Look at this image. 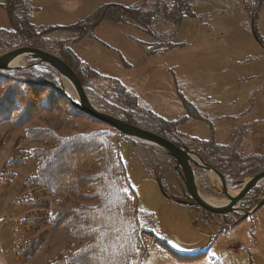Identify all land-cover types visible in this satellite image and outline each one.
<instances>
[{"label": "rangeland", "instance_id": "obj_1", "mask_svg": "<svg viewBox=\"0 0 264 264\" xmlns=\"http://www.w3.org/2000/svg\"><path fill=\"white\" fill-rule=\"evenodd\" d=\"M119 1L0 0V56L35 48L63 60L66 50L69 57L75 54L79 66L81 56L94 70L121 80L131 92L87 70L83 79L91 89L86 92L97 110L165 136L175 145L182 139L194 160L199 161L197 154L220 174L225 187L235 191L239 189L235 183L263 173L264 0H124L133 9L126 13L117 6L109 8L94 33L89 18ZM11 2L17 4L13 19ZM146 14L149 24L143 23ZM110 22L127 25L119 29L125 38L131 36L128 56L110 43L111 48L101 43L115 36ZM26 28L36 35V46L14 34ZM114 28L118 34L120 30ZM18 66L27 69L15 70L18 77L53 74L65 95L77 101L65 79L49 67L29 59ZM33 96L34 100L39 96L36 89ZM34 104L23 119L17 110L11 113L13 121L0 124V264H58L82 253L86 236L76 233V225L74 230L56 225L51 217L69 212L73 217L78 209L98 205L92 195L102 154L92 148L76 151L78 160L84 156V161L63 175L85 183L61 186L54 195L33 179L39 165L30 152L54 148L46 142L56 141L48 133L67 139L99 131L111 132L112 147L126 167L129 190L138 200L140 229L154 235L145 234L143 250L132 264H264V205L246 218L239 212H206L189 204L194 201L176 163L159 147L129 139L85 113H75L65 100L51 103L48 109ZM202 144H210L212 154L207 155L208 146ZM193 168L201 195L228 200L217 191L220 182L213 171L196 164ZM263 197L264 185H260L239 206L249 212ZM26 218L31 227L25 226ZM157 240L182 254L205 252L207 259H176Z\"/></svg>", "mask_w": 264, "mask_h": 264}, {"label": "trees", "instance_id": "obj_2", "mask_svg": "<svg viewBox=\"0 0 264 264\" xmlns=\"http://www.w3.org/2000/svg\"><path fill=\"white\" fill-rule=\"evenodd\" d=\"M14 3L15 2H11L9 6V16L12 19L15 18L13 9L17 5ZM113 7L116 8V5L112 4L106 8L107 11H97L93 14L89 18L90 27L92 26L91 29H95L102 20H105L108 9ZM120 9L125 12L129 11L124 8ZM143 16L145 18L143 23L149 24L150 16L148 14ZM182 18L183 17L179 18V20ZM18 33L22 35L23 42L30 43L33 46L37 45L36 42L38 39L32 30L26 28V30H21L19 32L14 31L15 35H18ZM62 52L63 55L61 57L63 60L77 73L82 84L88 87V83L84 82L83 79L85 73L90 71L94 75L99 74L84 66L79 59H77V61L79 60L80 66L76 65V60L74 59L76 57L74 56L75 54L69 57L66 54V50ZM26 71L27 69L19 70V72ZM17 75H19L18 71H12V73L0 71V88L2 87V93H0V124L6 120L13 121L14 117L11 116V113L14 114L19 110L21 112V119L26 117L31 107L35 105L34 101L39 103L40 108L45 107L48 109L51 103L53 105L54 102H63L65 100L70 105L73 112L84 114L78 110L74 102L65 95L62 85L55 80L53 74L45 72L39 78L33 76L29 77L27 74L26 77H18ZM35 89L39 94L36 100H34L33 96ZM138 108L140 111L143 110V108ZM144 116L155 118L152 114H145ZM125 122L129 123L128 120ZM110 133V131H99L67 139L54 138L48 133L47 135L51 136L53 141H56L53 143L47 139L48 141L46 142L54 144V148L51 150H33L30 152L32 158H35L39 165V171H37L38 175L33 179L43 186H41L42 188L40 189L48 190L54 195L63 189L60 188L61 186L70 187L73 183L79 186L85 183L82 182L84 179L77 178V180L71 181L69 179L70 177L68 178V176L63 175L64 172L68 173V170L71 171V167H76L81 163L80 161H84V156L80 158V161L78 160L80 156L75 153L76 151L81 152L82 150L84 151L92 148L93 152L102 154L99 156L100 158H98V161L93 159L98 162L97 164L101 170V172L96 175V186L94 185L92 195L94 200H97L98 205L78 209L76 215L73 216L76 219H69L66 221L68 218H73L70 212L57 214L51 217L56 221V225H58V223H62V225L66 226L70 225L73 230L74 225H76V233L84 237L86 236V239H88L87 244L82 248V253L71 260H64V262L61 261L58 264H132L134 257L138 252L143 250L144 237L148 232L140 229L137 208L138 200L135 194L129 190L126 167L118 151L112 147ZM181 140L179 139L176 141L183 144ZM207 144H202V147L205 148V146H208L206 148V154H212L214 150L211 148L210 144ZM231 154L230 157H232V159L235 158V154L232 152ZM255 162L260 163L263 161L261 158H255ZM67 178L68 182H66ZM54 181H57L58 184L53 185L52 183ZM29 199V197L26 198L28 201ZM22 206L28 208L24 203ZM30 219L32 218L29 217V220ZM28 223V218H26L25 226L31 227V223H29V225ZM148 234L154 236L153 233ZM157 241L164 244L163 249L176 259L198 258L201 259L200 261L207 259V253L205 252L186 255L171 248L164 241Z\"/></svg>", "mask_w": 264, "mask_h": 264}, {"label": "water", "instance_id": "obj_3", "mask_svg": "<svg viewBox=\"0 0 264 264\" xmlns=\"http://www.w3.org/2000/svg\"><path fill=\"white\" fill-rule=\"evenodd\" d=\"M20 57L34 60L36 65H45L58 73L61 79L64 78L69 80L76 91L77 101L73 100L67 91H65L68 94V97L74 102L76 108L82 113L89 115L101 123L109 125L129 139L142 143H149L163 150L164 153L176 163V169L182 178L189 196L194 201V204H189L199 206L206 212L218 215H227L239 212L244 218L252 216L264 205L263 197V200L249 212L244 211V209L239 206L249 192L260 185H264V172L254 175L247 180L235 183L234 185L239 186V189L237 190L238 193L232 196L225 190V186L223 185L224 182L220 174L216 170L212 169V167L202 160L197 154L195 156L199 161H195L191 157L193 156V153H190V151H187L184 148L176 146L170 140L97 110L90 102L86 88L82 84L77 73L60 57L35 48H22L0 56V71L9 72L22 69L20 66H11V62ZM194 164L213 171L218 181H221L219 184L220 186L222 185L223 189L221 191L220 189H217V191L223 195H226V197L229 199L227 204L216 206L209 204L202 198L201 192L197 185L196 175L194 173ZM179 204L183 205L186 203L185 201H179Z\"/></svg>", "mask_w": 264, "mask_h": 264}, {"label": "crops", "instance_id": "obj_4", "mask_svg": "<svg viewBox=\"0 0 264 264\" xmlns=\"http://www.w3.org/2000/svg\"><path fill=\"white\" fill-rule=\"evenodd\" d=\"M127 1V0H126ZM126 1H124V0H122V1H119L118 3H115L116 4V6L117 7H119V8H124V9H133V7L131 6V5H128V3L126 2ZM127 7V8H126ZM129 12V11H128ZM127 13V12H126ZM182 21H183V19H182ZM110 24H113L112 26V30L114 31V33H115V36L113 37V38H105V39H103L102 41H101V43L103 44V43H105V46L106 47H110L111 48V46L109 45V43L112 45V47H115L118 51H120L122 54H124V55H127L128 56V53H127V48H128V46L130 45V44H132V42L130 41V37L131 36H129V39H127V38H125L124 37V33L120 30V29H122L121 27H126L127 25H123V22H116V23H114V22H110ZM101 25V24H100ZM100 25L99 26H97L98 28L100 27ZM110 25H108V27H109ZM114 26H116L118 29L117 30H120L119 31V33L117 34L116 33V29L114 28ZM121 26V27H120ZM95 28L94 29V33H95V31L98 29V28ZM120 28V29H119ZM133 28V27H132ZM131 28V29H132ZM134 29V28H133ZM137 29H139V28H137ZM99 31V30H98ZM139 32H140V30H139ZM93 33V35H95ZM144 34V33H143ZM145 34H147L150 38H151V34L150 33H145ZM176 34V33H175ZM117 37V38H116ZM150 43V42H149ZM114 45V46H113ZM99 46H100V44H99ZM83 64H84V66H86L87 68H89V69H91L92 71H94V72H96L97 74H99V75H104V76H106L107 78H109V79H112L113 81H116L118 84H120L124 89H126L128 92H130L127 88H128V86H126L125 87V85L121 82V80H119V79H116L115 77H112V76H110V75H108V74H105V73H103V72H101V71H96V70H94L87 62H85L84 60V58L83 57H81L80 56V59H79ZM90 87H87V89H89ZM91 89V88H90ZM93 89V88H92ZM131 93V92H130ZM133 94V93H132ZM192 140H196V139H194V138H192V137H190ZM263 138H264V135H263ZM188 141V140H187ZM190 141V140H189ZM189 141L188 142H186V143H189Z\"/></svg>", "mask_w": 264, "mask_h": 264}, {"label": "bare ground", "instance_id": "obj_5", "mask_svg": "<svg viewBox=\"0 0 264 264\" xmlns=\"http://www.w3.org/2000/svg\"><path fill=\"white\" fill-rule=\"evenodd\" d=\"M25 59L23 58V57H20V58H17V59H15V60H13L12 62H11V66H18V65H21V63H22V61H24ZM64 79V78H63ZM62 79V80H63ZM65 86H66V88H67V90L71 93V95H73V96H75V97H77V94H76V91H75V89H74V87H73V85H72V83L69 81V80H67V79H65ZM196 161V160H195ZM211 173V172H210ZM211 175H212V173H211ZM214 175V174H213ZM216 177V176H215ZM217 178V177H216ZM218 180V179H217ZM221 182V181H220ZM215 184H216V182H215ZM220 191L221 190H223L222 189V186H220ZM225 190L229 193V192H231L232 190H234L233 189V187H230V186H227V187H225ZM238 193V191L236 190H234L232 193H229L230 195H236ZM202 196V198L206 201V202H208L209 204H212V205H216V206H221V205H225V204H227L228 202H229V199L228 200H225V201H218V200H216L215 198H210V197H204L203 195H201Z\"/></svg>", "mask_w": 264, "mask_h": 264}, {"label": "flooded vegetation", "instance_id": "obj_6", "mask_svg": "<svg viewBox=\"0 0 264 264\" xmlns=\"http://www.w3.org/2000/svg\"><path fill=\"white\" fill-rule=\"evenodd\" d=\"M180 145H178V144H176V146H178V147H180V148H184V149H186L187 151H191L190 150V148L188 147V146H186V145H184V144H181V143H179ZM176 165V164H175ZM178 172V171H177ZM179 173V172H178ZM180 175V174H179ZM181 177V176H180ZM182 179V178H181ZM185 186V185H184ZM186 192H187V190H186ZM188 193V192H187Z\"/></svg>", "mask_w": 264, "mask_h": 264}, {"label": "snow or ice", "instance_id": "obj_7", "mask_svg": "<svg viewBox=\"0 0 264 264\" xmlns=\"http://www.w3.org/2000/svg\"><path fill=\"white\" fill-rule=\"evenodd\" d=\"M173 247H177L176 245H173ZM180 251H183V249H180Z\"/></svg>", "mask_w": 264, "mask_h": 264}]
</instances>
